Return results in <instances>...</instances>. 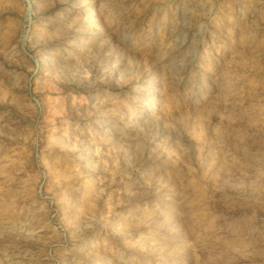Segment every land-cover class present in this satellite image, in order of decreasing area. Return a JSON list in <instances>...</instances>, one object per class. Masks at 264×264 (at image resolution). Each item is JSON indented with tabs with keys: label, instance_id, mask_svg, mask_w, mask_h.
<instances>
[{
	"label": "rangeland",
	"instance_id": "rangeland-1",
	"mask_svg": "<svg viewBox=\"0 0 264 264\" xmlns=\"http://www.w3.org/2000/svg\"><path fill=\"white\" fill-rule=\"evenodd\" d=\"M0 264H264V0H0Z\"/></svg>",
	"mask_w": 264,
	"mask_h": 264
},
{
	"label": "bare ground",
	"instance_id": "bare-ground-1",
	"mask_svg": "<svg viewBox=\"0 0 264 264\" xmlns=\"http://www.w3.org/2000/svg\"><path fill=\"white\" fill-rule=\"evenodd\" d=\"M89 12H93V10H92V9H90V10H89Z\"/></svg>",
	"mask_w": 264,
	"mask_h": 264
}]
</instances>
